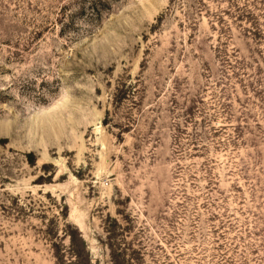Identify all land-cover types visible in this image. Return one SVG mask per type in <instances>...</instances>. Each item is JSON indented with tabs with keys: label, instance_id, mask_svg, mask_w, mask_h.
I'll use <instances>...</instances> for the list:
<instances>
[{
	"label": "rangeland",
	"instance_id": "obj_1",
	"mask_svg": "<svg viewBox=\"0 0 264 264\" xmlns=\"http://www.w3.org/2000/svg\"><path fill=\"white\" fill-rule=\"evenodd\" d=\"M0 264H264V0H0Z\"/></svg>",
	"mask_w": 264,
	"mask_h": 264
}]
</instances>
